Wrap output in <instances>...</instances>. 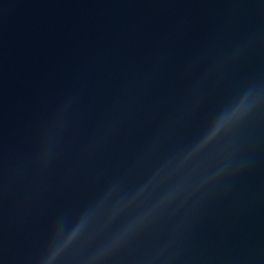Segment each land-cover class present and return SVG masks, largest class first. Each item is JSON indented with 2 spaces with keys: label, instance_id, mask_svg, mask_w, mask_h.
I'll use <instances>...</instances> for the list:
<instances>
[{
  "label": "water",
  "instance_id": "water-1",
  "mask_svg": "<svg viewBox=\"0 0 264 264\" xmlns=\"http://www.w3.org/2000/svg\"><path fill=\"white\" fill-rule=\"evenodd\" d=\"M82 222L57 264H264V0H0V264Z\"/></svg>",
  "mask_w": 264,
  "mask_h": 264
},
{
  "label": "clouds",
  "instance_id": "clouds-1",
  "mask_svg": "<svg viewBox=\"0 0 264 264\" xmlns=\"http://www.w3.org/2000/svg\"><path fill=\"white\" fill-rule=\"evenodd\" d=\"M246 110V105L240 104L236 108L232 109L231 111L226 112L223 114L219 120L215 123V125L209 130L207 136L203 143H207L213 137L217 136L222 131H225L230 126L234 125L244 114ZM84 222L78 225L76 228L72 230L71 233L63 241L60 242L54 249L50 251L46 259L43 261V264H57V257L59 252L66 247L68 244L72 243L76 237L79 235Z\"/></svg>",
  "mask_w": 264,
  "mask_h": 264
}]
</instances>
